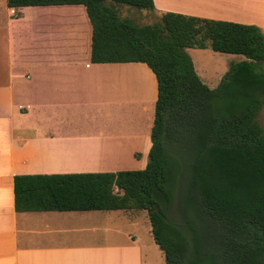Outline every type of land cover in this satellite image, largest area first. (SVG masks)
<instances>
[{"label": "trees", "instance_id": "1", "mask_svg": "<svg viewBox=\"0 0 264 264\" xmlns=\"http://www.w3.org/2000/svg\"><path fill=\"white\" fill-rule=\"evenodd\" d=\"M6 1L14 10L83 5L91 62L144 63L157 81L144 169L15 176V211L145 210L165 264H264V132L256 120L264 107V33L176 13L138 26L114 7L153 11V0ZM187 48L244 59L210 89ZM176 191L180 224L169 219Z\"/></svg>", "mask_w": 264, "mask_h": 264}, {"label": "crops", "instance_id": "2", "mask_svg": "<svg viewBox=\"0 0 264 264\" xmlns=\"http://www.w3.org/2000/svg\"><path fill=\"white\" fill-rule=\"evenodd\" d=\"M153 3L159 17L176 13L264 33V0ZM91 34L83 5L14 10L0 0V264H165L145 210L14 208L15 176L146 167L155 75L144 63H92Z\"/></svg>", "mask_w": 264, "mask_h": 264}, {"label": "rangeland", "instance_id": "3", "mask_svg": "<svg viewBox=\"0 0 264 264\" xmlns=\"http://www.w3.org/2000/svg\"><path fill=\"white\" fill-rule=\"evenodd\" d=\"M105 4L110 5L111 2L107 1ZM114 7L121 19H129L138 26L154 25L160 19L157 12L139 10L125 5H114ZM186 53L193 63L195 73L199 80L210 89H215L221 83L231 63L240 62L244 59L240 55L213 52L210 48H187ZM256 120L264 132V107L258 113ZM179 197L180 193L176 191L173 194L172 204L169 208V219L176 224H180L183 220V211ZM140 225L143 226V223Z\"/></svg>", "mask_w": 264, "mask_h": 264}]
</instances>
